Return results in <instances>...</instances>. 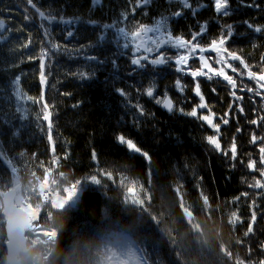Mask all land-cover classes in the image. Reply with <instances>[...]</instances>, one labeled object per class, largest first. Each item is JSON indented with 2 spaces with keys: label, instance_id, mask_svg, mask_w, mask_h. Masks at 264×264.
<instances>
[{
  "label": "trees",
  "instance_id": "16d2710c",
  "mask_svg": "<svg viewBox=\"0 0 264 264\" xmlns=\"http://www.w3.org/2000/svg\"><path fill=\"white\" fill-rule=\"evenodd\" d=\"M189 2L191 8L180 0H149L147 5L140 0H33L56 17L45 21L27 0H0V15L10 19L20 42L26 32L36 34L23 58L4 63L15 61V74H27L23 83L35 105L22 123L0 121V191L22 185L25 208L37 214L28 238L49 253L45 264H116L129 247L142 264H264V188L257 187V181L264 184V87L249 77L250 72L264 74V0H229L227 16L215 11L214 0ZM162 19L167 31L189 47L165 44L161 53L167 63L147 60L134 66L131 33L141 25L156 27ZM67 23L74 29L69 39ZM195 33L201 34L193 41ZM222 35L225 43L209 52ZM194 44L200 47L189 52ZM42 51L47 52L43 83ZM5 56L0 52V66L8 61ZM181 56L185 61L177 64ZM204 56L215 69L220 56L226 58L231 67L225 75L235 87L224 75L193 76ZM85 68L95 70L94 77L81 78ZM5 75L0 73L3 82ZM197 83L206 108L197 107ZM149 88L152 97L146 95ZM166 96L175 105L171 112L156 102ZM193 108L198 116L186 115ZM48 113L51 140L49 121L42 118ZM204 115L220 125L219 131L199 119ZM120 135L148 158L119 143ZM208 136L218 139L220 150L207 142ZM74 184L81 193L66 210L44 200L52 186L64 190ZM5 242L0 215V264H6Z\"/></svg>",
  "mask_w": 264,
  "mask_h": 264
},
{
  "label": "rangeland",
  "instance_id": "374dc122",
  "mask_svg": "<svg viewBox=\"0 0 264 264\" xmlns=\"http://www.w3.org/2000/svg\"><path fill=\"white\" fill-rule=\"evenodd\" d=\"M141 4H142V0ZM6 13V12H5ZM4 19V20H3ZM0 20H3L4 22H8V28H4V31L0 29V52L4 53L6 56V60L8 61H3L1 62L3 65L0 66V73H6V82H4L0 79V121L4 122H14L16 119L22 123L26 119L30 117L32 114L33 107L35 105V99L33 98V95L31 94L30 91L25 90L23 87V81L24 78L27 76V74L19 72L18 74H15V67L14 63L13 65H6L7 63H10L9 61L14 60V58L21 56L23 58V52L24 50H29L30 45L32 44L33 46L36 34L32 32L31 30L26 32L27 35H23V42H20L19 37L15 36L13 33V24L10 21V19H7L3 15H0ZM6 29V30H5ZM67 30V36L68 38L72 37L74 33V29L72 27V23H67L66 28ZM71 33V35H69ZM160 36L159 33H149V32H144L141 33L139 38H134L133 39V44H139L140 42L143 43L144 47H153V52L157 53V56L155 58H158L159 55L163 54L161 53V49L159 52L155 50V45L153 41H155L158 37ZM20 43L21 46L18 48L16 45ZM144 47H141L139 54H136V58L142 56L144 52ZM136 48V47H134ZM31 50V49H30ZM151 52V53H153ZM148 53V52H146ZM164 55V54H163ZM21 58V61L23 60ZM26 60V58H24ZM135 59V58H134ZM31 61V60H30ZM42 61V60H41ZM44 61V58H43ZM6 63V64H4ZM230 63H228L227 59L220 56V67L218 69H215L214 67L211 66L209 60L204 56L202 58V68L200 73H204L201 76L204 77H216L219 76V73H223L224 75L227 73L228 68H230ZM94 69V66H92ZM98 68V67H97ZM90 69V68H85V70H82L81 73H87L86 78H92L95 75V70ZM99 70V69H98ZM19 76V84L16 85L14 82V77ZM19 88V90L23 93L24 99H21L16 96V89ZM32 97L33 100H28L27 97ZM166 98V97H165ZM164 98V99H165ZM162 105V104H161ZM48 178L45 179L44 183L48 184ZM53 183H57L59 180L57 179H52ZM19 185V184H18ZM17 186V185H16ZM44 187V185H43ZM54 191L57 193L56 198L52 201V207L57 210V211H63L66 210L67 208L73 206L80 193H81V186L79 184H74L68 187H65L64 190H61L59 188H55L52 186L51 189H49L46 193H49L50 191ZM45 193V194H46ZM21 194V193H20ZM19 194L17 198V203L23 204V197ZM44 194V200L51 203L47 199V197ZM1 200V199H0ZM32 219L35 220L37 218L36 212L31 207L27 208ZM3 207H2V200H1V207H0V215L2 214ZM35 228V226L33 225ZM53 235V232H46V236ZM124 258L119 260L116 264H142L141 259L139 258L138 254L133 250V248L129 247L126 252H125Z\"/></svg>",
  "mask_w": 264,
  "mask_h": 264
},
{
  "label": "snow or ice",
  "instance_id": "6c2138e0",
  "mask_svg": "<svg viewBox=\"0 0 264 264\" xmlns=\"http://www.w3.org/2000/svg\"><path fill=\"white\" fill-rule=\"evenodd\" d=\"M94 2L96 4H100L101 3V0H94ZM27 3L29 5H31L35 9L36 13L38 14V16L42 20L47 21V20H50V19L51 20H54L56 18L54 16L46 15L45 12L41 11L39 8H36V5L33 3V0H27ZM148 3H149V0H142V4L143 5H147ZM180 3L185 8H191L192 7V5L189 2V0H180ZM214 5H215V11L217 13H220V14L225 15V16H227V15L230 14L229 13V10H228V8H229V0H214ZM248 6H251V5H248ZM133 11H134V9H133ZM195 11H196V9H193V12L194 13H195ZM173 15L179 16V15H181V13L180 12H176ZM245 23H247V22H245ZM166 24H167V20L166 19H162L161 21L157 22L156 27H148V26L141 25V26H139L138 30L133 31L131 33V35L134 38H139L140 35H141V33H144V32L160 33V36L155 41H153V43L155 45V50L157 52H159L160 49L162 47H164L165 44H173L176 47L188 48L190 42L185 41L182 37H173L172 34H171V32L170 31H167ZM249 27H252V25H249ZM4 28H5V23H4L3 20H0V29H4ZM162 28L164 29L163 32L161 31ZM205 28H206V26H205ZM203 30L204 29H202V31ZM254 30L256 32L262 31V29L260 27H256ZM119 31L121 32V34L127 35V33H125L123 29H120ZM200 34L201 33H195V34H193V37H192L193 41L196 39V36L197 35H200ZM230 34H231V26H229V35ZM69 35H71V33H69ZM225 39L226 38L222 35L219 38V41L214 40V41L211 42L212 43V46L215 47L217 45V43H219V44L225 43ZM54 47H58V45H54ZM125 47H127V45H125ZM141 47H144L143 43L137 44L136 45V51L139 52L140 49H141ZM199 47L200 46L198 44H194V45H192L191 48H189V52L194 51V50H196ZM144 50L146 52H148V53H151V52H153V47H144ZM201 50H204V49H201ZM225 51H227V50L225 49ZM46 55H47V52L46 51H42V53H41L42 63L40 65V69H41L40 79H41V82L42 83L45 82L44 71H43L44 70L43 57L46 56ZM231 55H232V58L233 59H236V60H240L241 59V57L236 56L235 54H231ZM141 59L147 60L148 57L147 56H143V57L135 58V59H133L131 61V63L133 65H140L141 64ZM184 61H185V57L181 56V57L177 58L176 63L177 64H181ZM167 62H168V58L165 55H163V54L159 55L158 58L153 59L151 61V63L152 64H155V65H161V64H165ZM245 66H247V65H245ZM177 70L178 71H183V68H178ZM233 71L235 72L236 70L233 68ZM203 74L204 73H200V72H193L192 73L193 76L203 75ZM219 74L220 75H224L223 73H219ZM256 75L257 74L254 73V72H250L249 73V77L251 79H256ZM80 76H81V78H86L87 73H80ZM208 79H211V77L209 76ZM224 79L227 80L230 84H232L233 87H235V81L232 79V77H229V76L224 75ZM260 79L261 80H264V76H260ZM19 80H20V77L19 76L14 77V82H15L16 85L19 84ZM177 87L180 88L181 91H183V87L180 85V82L179 81H177ZM261 87H264V85H261ZM249 90H251V89H249ZM118 91H120L121 95H124L125 94L123 92V90H118ZM195 91H196V94L198 96H200V99H201V103L197 107L198 108H206L207 105L203 102V99L204 98H203V95L200 92V86H199L198 83L196 84ZM213 91H214V89H213ZM146 95H148L149 97H151L153 95V89L152 88L147 89ZM232 95L235 96V92H233ZM16 96L19 97V98H21V99H24L25 98L24 95H23V93L19 90V88L16 89ZM236 98H237V100L242 99V97H236ZM27 99L28 100H33V98L30 97V96L27 97ZM33 102H35V101H33ZM156 102L159 103V104H162L170 112L174 108V105L172 104V102H171L170 99H167L166 98V99H164L162 101L161 100H157ZM47 107H48L47 106V103H45L44 104V109L46 110ZM138 107L140 109L141 114H143V108L141 106H138ZM179 111L183 112V109H179ZM240 111L243 112V108H240ZM186 115L191 116V117H197L198 116L197 108H193V110L190 111V112H188V113H186ZM42 118L44 120H46V121H49V123H48L49 137L48 138H49V140H51V134H50L51 133L50 113L43 115ZM199 119L205 121L207 124H209L210 126L214 127L217 131H219L220 125L219 124H213V122L209 118V116H206V115L200 116ZM222 122L224 124H227L229 121H228V119H223ZM251 123L256 124V123H258V121L253 120V121H251ZM239 130L240 129H237V131H239ZM251 139H252V142L253 143L256 142L257 137L255 136V134L252 135ZM261 139H264V137H262ZM117 140H118L119 143L126 145L128 149L133 150L136 153H141L145 158H148V153L147 152H141V149L139 147H137V145L131 139H126L123 135H120V136H118ZM206 140L216 150H220L221 149V145H220V143H219V141H218V139L216 137H214V136H208L206 138ZM230 151L232 153L231 159L232 160H235L237 158V146H236V144H235L234 141L232 143V147H231ZM260 152L261 153H264V147H261L260 148ZM223 154L227 156L228 155V152H224ZM92 155H93V159H95L96 158L95 152H93ZM261 162L264 163V155L261 156ZM253 166H254V162H253L252 165H249V167H253ZM262 175H264V173H262ZM257 187L264 188V184H260L259 181H257ZM254 220H255V215L253 214V221ZM248 232L249 233L252 232V228L251 227H249Z\"/></svg>",
  "mask_w": 264,
  "mask_h": 264
},
{
  "label": "water",
  "instance_id": "95a60500",
  "mask_svg": "<svg viewBox=\"0 0 264 264\" xmlns=\"http://www.w3.org/2000/svg\"><path fill=\"white\" fill-rule=\"evenodd\" d=\"M139 44H141V42ZM134 45L136 46L137 44ZM216 51L217 49L215 47L209 49V52H216ZM136 53L138 54L139 52L136 51ZM156 54L157 53L145 54L144 56H147L148 59L149 57L156 59L155 58ZM141 61H146V60L141 59ZM134 66H138V65H134ZM260 76H264V74L258 75L256 77V80L262 85H264V80H261ZM167 99L171 100L170 97H167ZM172 104L174 105L173 102ZM162 107L165 111H168L163 105ZM21 190H22V186L17 185L8 191L5 192L0 191V198L2 200V207H3L2 214L5 218V231L7 238L4 244V248L6 249V264H13V261L9 259V254L14 246L18 234L22 235L26 241H29L28 234H30L33 231V221L30 216V213L23 206L17 204V197ZM24 204L26 203L24 202Z\"/></svg>",
  "mask_w": 264,
  "mask_h": 264
},
{
  "label": "clouds",
  "instance_id": "9594fccd",
  "mask_svg": "<svg viewBox=\"0 0 264 264\" xmlns=\"http://www.w3.org/2000/svg\"><path fill=\"white\" fill-rule=\"evenodd\" d=\"M49 253L38 249L34 243L26 241L22 235L18 234L14 246L10 251L9 259L13 264H45ZM79 264H86L80 261Z\"/></svg>",
  "mask_w": 264,
  "mask_h": 264
},
{
  "label": "bare ground",
  "instance_id": "6f19581e",
  "mask_svg": "<svg viewBox=\"0 0 264 264\" xmlns=\"http://www.w3.org/2000/svg\"><path fill=\"white\" fill-rule=\"evenodd\" d=\"M3 30H4V29H3ZM67 38H68V36H67ZM68 39H69V38H68ZM23 84H24V83H23ZM23 87H24L25 90H28L27 87H26L25 85H23ZM28 91H29V90H28ZM153 94H154V90H153ZM152 96H153V95H152ZM152 96H151V97H152ZM167 97H169V96H166V98H167ZM166 98H165V99H166ZM172 102H173V101H172ZM174 106H175V105H174ZM162 109H163V107H162ZM173 109H174V108H173ZM163 110H164V109H163ZM164 111H165V110H164ZM167 112H169V111H167ZM0 207H1V200H0ZM6 240H7V238H6ZM4 244H5V243H4ZM3 246H4V245H3ZM5 251H6V249H5Z\"/></svg>",
  "mask_w": 264,
  "mask_h": 264
},
{
  "label": "built area",
  "instance_id": "2783aa9c",
  "mask_svg": "<svg viewBox=\"0 0 264 264\" xmlns=\"http://www.w3.org/2000/svg\"><path fill=\"white\" fill-rule=\"evenodd\" d=\"M49 197H51V198H52V195H51V194H49Z\"/></svg>",
  "mask_w": 264,
  "mask_h": 264
}]
</instances>
